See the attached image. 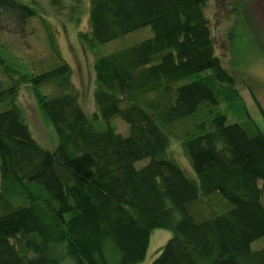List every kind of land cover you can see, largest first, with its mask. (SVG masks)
<instances>
[{"label":"trees","instance_id":"obj_1","mask_svg":"<svg viewBox=\"0 0 264 264\" xmlns=\"http://www.w3.org/2000/svg\"><path fill=\"white\" fill-rule=\"evenodd\" d=\"M89 1L90 29L80 34L89 46L145 27L153 35L96 59L103 130L83 111L67 62L31 73L0 51V264H138L157 228L172 237L151 264H264V246L253 247L264 239V134L249 114L229 122L216 112L208 130L198 124L181 137L197 179L169 153L175 124L241 100L216 54L210 0ZM31 3L0 0V32L25 33L39 15ZM21 82L55 129L53 150L25 121Z\"/></svg>","mask_w":264,"mask_h":264},{"label":"rangeland","instance_id":"obj_2","mask_svg":"<svg viewBox=\"0 0 264 264\" xmlns=\"http://www.w3.org/2000/svg\"><path fill=\"white\" fill-rule=\"evenodd\" d=\"M21 1L32 4L31 0ZM32 1L39 15L30 20L25 33L0 32L2 56L12 67L31 73L45 70L63 59L71 67L72 83L83 111L97 130H103L108 122L97 111L94 63L98 57L151 37L152 28L145 27L114 41L91 47L80 36L90 29L89 0H61L59 6L52 5L49 0ZM206 14L210 19L216 54L234 76L241 100L204 106L185 122L173 126L169 153L188 175L196 179L181 137L185 133H197L198 124H204L208 130L210 119L216 112L225 113L229 122H241L248 118V113L264 134V0H210ZM0 83H8L7 76L1 70ZM19 90L17 104L32 135L45 148L53 150L58 143L57 134L41 111L37 92L26 82H21ZM42 91L51 93L54 87L45 86ZM109 123L117 132L124 135L128 133L129 125L121 118L114 117ZM147 161H138L136 166L141 167ZM260 184L263 186L264 182ZM171 237L170 230L154 229L146 257L138 264H151ZM263 246L264 239L253 244L254 248ZM61 264L73 263L67 259Z\"/></svg>","mask_w":264,"mask_h":264}]
</instances>
